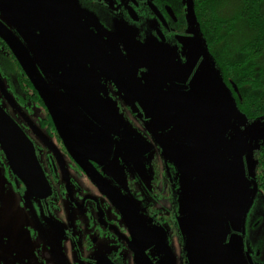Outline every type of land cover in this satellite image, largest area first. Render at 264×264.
<instances>
[{
	"label": "flooded vegetation",
	"instance_id": "obj_1",
	"mask_svg": "<svg viewBox=\"0 0 264 264\" xmlns=\"http://www.w3.org/2000/svg\"><path fill=\"white\" fill-rule=\"evenodd\" d=\"M191 5L0 0V22L94 136L69 151L0 37V107L47 181L30 192L0 146V264H229L228 250L234 264H264V128L244 153L257 117L241 111L236 69L213 57Z\"/></svg>",
	"mask_w": 264,
	"mask_h": 264
},
{
	"label": "trees",
	"instance_id": "obj_2",
	"mask_svg": "<svg viewBox=\"0 0 264 264\" xmlns=\"http://www.w3.org/2000/svg\"><path fill=\"white\" fill-rule=\"evenodd\" d=\"M193 10L213 57L225 73V67L236 69L241 111L256 120L264 117V0H193Z\"/></svg>",
	"mask_w": 264,
	"mask_h": 264
},
{
	"label": "water",
	"instance_id": "obj_3",
	"mask_svg": "<svg viewBox=\"0 0 264 264\" xmlns=\"http://www.w3.org/2000/svg\"><path fill=\"white\" fill-rule=\"evenodd\" d=\"M190 2L192 3V26H195V24H198V21L193 10V0H190ZM0 37L8 44L10 49L13 51L22 69L29 77L30 81L33 83L35 89L40 94L60 136L62 137L66 146L69 148V151L73 153L72 146L75 145L76 140L80 143L87 144L90 138L93 139L94 136L81 133V131L69 119V117L66 115V113L58 103L52 89L38 72L27 50L14 36V34L9 31L1 22ZM87 48L89 49L92 59L95 61V63L102 70L112 73L114 81H116L117 79L120 81L106 54L94 44L92 39L90 40V44H87ZM122 86L123 88H125L124 85ZM3 94L6 95L4 91ZM170 124H172V122ZM235 124L236 117L233 127L235 126ZM262 128H264L263 117L255 120L252 125H249L246 128L245 131L249 136V144L245 148L244 153L248 152V150L250 149L254 141V133L258 129ZM0 146L9 162L13 165L14 169L18 171L21 178L26 181L30 192L38 195L39 190H37V188L42 192L47 186L46 178L43 174L42 176L41 174L38 176L34 175V170L37 169L40 171V168L37 167V161L32 154L31 147H29V142L27 141L25 135L22 133L21 129L18 127L15 121L4 111L2 107H0ZM255 195L256 191L254 193V196ZM227 252L229 264H234L231 256L229 257V250Z\"/></svg>",
	"mask_w": 264,
	"mask_h": 264
},
{
	"label": "rangeland",
	"instance_id": "obj_4",
	"mask_svg": "<svg viewBox=\"0 0 264 264\" xmlns=\"http://www.w3.org/2000/svg\"><path fill=\"white\" fill-rule=\"evenodd\" d=\"M237 28L240 30V32H241V30H242L241 33H248V31H249V29L247 28V26L244 25V24H238V25H237ZM244 40H245V39H244ZM238 43H240V42H238ZM229 45H230V44H229ZM225 47H227V45H225ZM94 72H95V71H94ZM95 73H96V72H95ZM5 203H8V200H7V202L5 201ZM2 210H3L4 212L9 211L8 208L3 207V204L0 203V214H1ZM7 216H8V215H7ZM4 217H5V216H4ZM6 220H7V222H8L7 217L2 218L1 223L4 224V223L6 222Z\"/></svg>",
	"mask_w": 264,
	"mask_h": 264
}]
</instances>
